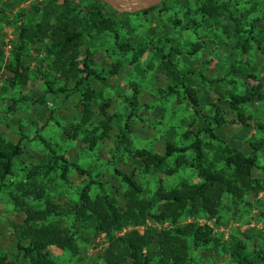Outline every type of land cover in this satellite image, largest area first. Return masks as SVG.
<instances>
[{"label":"trees","instance_id":"16d2710c","mask_svg":"<svg viewBox=\"0 0 264 264\" xmlns=\"http://www.w3.org/2000/svg\"><path fill=\"white\" fill-rule=\"evenodd\" d=\"M88 1V0H87ZM91 6H84L81 0H0V72L5 69L9 74L7 81L11 90L25 89L30 82L28 60L36 54L43 57L38 60V67L58 75L59 82L65 88L55 89L56 85L43 75L38 68L37 73L47 81L46 94L68 96L79 94L81 97V124L79 129L87 125L98 124L103 130L95 128L84 143L95 149L100 141L110 140L114 119L108 116L112 101L107 100L102 92L92 90L90 81L108 84L93 67V50L105 38L111 37L115 47L122 55L133 53V64L145 55L149 48L132 47L130 40L121 34L123 31L132 37L128 19L124 20L119 12L117 17L110 16L106 11V4L98 0H90ZM245 0H165L160 7L143 11L142 15H149L155 10V16L163 24L158 34L162 35L166 48L155 47L153 57L156 58L166 72L169 80L177 81L182 85L187 95L188 104L191 106L202 126L197 132H190L193 142L188 146L178 147L174 142H168L163 154L154 150H138L128 143V136L132 132L131 121L137 114L139 90L134 86L135 92L132 99L126 101L129 110L128 122L124 128L119 127V137L116 144L117 152L121 145L128 143L127 151L132 159L141 163L143 171L148 174H166L173 176L182 170L188 169L196 173L197 181L194 183L183 182L175 189H167L161 185L151 199L145 197V191L138 182L135 172L128 175L115 168V176L125 184L127 191L122 200L110 196L107 190L96 182L91 174L77 163L69 162L60 155L52 146L42 138L40 130L37 139L42 143L48 153L47 165L36 166L33 173L28 175L26 182L18 187L22 198H16L22 211H26L27 218L20 227H14L17 257L8 259L0 254V264H20L22 258L29 264H56L50 249L56 248L59 252L78 255V234L91 229L108 239L109 248L102 256V264H192V253L206 249L213 241V229L200 224H191L181 227L179 223L187 218L196 219L208 216L215 219L223 201L230 198L235 203L242 202L248 195H259L263 192L262 184L257 180L255 170L259 167L258 152L264 148V140L252 138L251 152L245 151L246 146H237L225 138L224 130L228 124H240L249 127L251 117L247 116L246 108L256 101L255 94H236L235 91L226 89L225 93L216 90L220 100L205 101L215 110L214 117L202 110L204 102L201 101L199 91L189 80V77L198 76L203 82L206 77L195 71L182 74L178 69L180 58H191L203 48L201 45L181 47L176 39H172L176 29L182 32L200 31L222 33L224 37L236 44L237 50L244 46L256 47L264 53V38H260L256 31L264 23V8L262 17H254L257 13L255 0H247L251 5L250 19L245 20V15L240 8V3ZM25 5V6H24ZM186 10L183 18L177 16L178 11ZM140 13L134 16H140ZM170 15V16H169ZM123 16H130L124 14ZM165 18L168 23L165 24ZM10 28L15 32L16 43L11 51V59L5 63V51L1 44L3 28ZM249 27V29H248ZM254 44V46H253ZM247 49V50H248ZM106 54L108 52H105ZM116 67V66H115ZM244 69L231 67L228 76L240 78H254L255 74H248ZM115 74V73H112ZM227 77L224 78V82ZM215 84L217 81H210ZM200 87V86H199ZM168 93L174 94L175 89L170 88ZM23 101H26L24 99ZM100 102L98 110H94V102ZM17 101L9 108L12 113H17ZM42 105V104H41ZM223 108L228 110H223ZM232 119V122L224 116ZM236 115V119L234 118ZM48 124V122H46ZM44 125V128L46 127ZM257 131L264 136V122L257 124ZM21 139L9 142L0 138V193L14 176L17 161L26 153L24 141L27 139L25 130L21 129ZM97 134L96 136H94ZM216 141L220 147L216 161L209 158L201 136ZM186 138L190 136L187 134ZM214 148H212L213 150ZM218 163L222 167H218ZM39 171H44L47 177L60 171L62 181H67L68 174L73 171L80 177H85L88 184L79 193V202L72 207L75 223L72 227H64L61 222H49L53 216L65 215L62 206L56 205L51 200L44 202V210L28 206L29 201L40 203L46 196L45 189L38 187L35 179ZM97 187L100 193H93ZM152 220L158 225L169 224L171 227L159 233L158 258L151 257L149 248L155 246L156 231L148 227ZM130 228L128 231L121 234ZM140 228H145L144 232ZM28 242V244H27ZM245 248H236L226 254L236 264H264L257 260H250L245 255Z\"/></svg>","mask_w":264,"mask_h":264},{"label":"rangeland","instance_id":"374dc122","mask_svg":"<svg viewBox=\"0 0 264 264\" xmlns=\"http://www.w3.org/2000/svg\"><path fill=\"white\" fill-rule=\"evenodd\" d=\"M32 2L34 0H27ZM77 1V0H73ZM84 6H91L90 0H81ZM124 5L118 6L120 12L111 6H106L105 11L113 17H117L115 12H119L124 20L128 19L132 37L125 31L122 36L130 40L132 47L138 50L140 47L149 48L138 62H133V53L122 55L115 47V41L107 37L93 50V63L95 70L105 79L108 84L90 81V88L102 92L107 100L112 101V107L108 111V116L112 117L116 123L113 126L110 140L100 141L98 146L91 150L84 139L94 133L95 128H99V133L103 130L98 124L87 125L81 129L77 128L81 124V97L79 94L68 96L69 94L51 95L46 94L47 81L43 80L37 71L41 70L44 76L48 75V81L56 85L55 89L65 88L63 82H59L58 75L38 67V57L36 54L27 61L29 66L30 82L25 89H10L7 81L9 74L3 69L0 72V138L17 142L21 139V129L25 130L26 140L24 145L26 153L22 159L17 161L14 176L10 179L7 187L0 193V254L5 255L10 260H15L18 254L14 227L22 226L27 218L25 209H21L16 198H22L18 187L21 183H29L28 175L33 173L36 166L47 165L49 162L48 153L42 143L36 138L37 132L46 140L53 149L63 155L69 162L77 163L84 170L88 171L93 179L104 187L108 194L124 198L127 191L125 184L120 178L115 176V168L128 175L133 171L145 191V197L151 199L158 188L163 185L167 189H175L183 182L194 183L197 181L196 173L192 170H182L179 173L168 176L166 174H148L143 171L141 163L132 159L126 152L128 143L138 150H154L163 154L168 142L176 143L178 147L190 145L193 136L190 132H197L202 126V121L188 104L187 95L182 85L169 80L160 62L153 57L155 47L165 46L169 50L168 44L162 35V23L155 16L160 8L145 16L138 12L130 13L131 8L143 3L145 0H122ZM165 1V0H164ZM163 1V2H164ZM257 13L254 17H262L261 11L264 8V0H255ZM25 6V5H24ZM157 7H160L157 6ZM245 20H249L251 5L247 0L240 3ZM186 10L178 11L177 16L183 18ZM130 14V16H123ZM170 16V15H169ZM126 18V19H125ZM165 24L171 26L167 18ZM249 29V27H248ZM3 38L1 44L5 51V63L11 59V51L16 43L15 32L10 28H3ZM260 38H264V23L256 31ZM176 39L181 47L187 49L192 45H201L202 50L191 58H180L178 69L182 74L190 72L202 73L207 82H203L198 76L189 77V80L200 92L201 101L204 102L202 110L211 117L216 116L215 110L205 101L220 100L216 90L225 93L226 89L234 90L236 94L245 95L252 91L256 96V101L247 108V116L251 117L248 122L249 127L244 128L240 124H228L223 135L232 144L246 146L245 151L251 152L250 145L252 138L264 140V136L257 131V124L264 122V53L258 51L256 47H243L237 50L236 44L224 37L222 33L210 31H200L194 34L192 31L182 32L176 29L171 35ZM254 46V44H253ZM248 49V50H247ZM105 52H108L107 54ZM116 66V67H115ZM244 69L248 74H255L254 78H240L239 76H228L231 67ZM115 73V74H112ZM224 82V78H226ZM210 81H217L210 84ZM134 86L139 90L137 114L131 121L132 132L128 136V143L121 145V151L117 152L116 144L119 139V127L124 128L128 122L129 110L126 105L128 99L134 96ZM200 86V87H199ZM170 88L175 89V93H168ZM26 99V101H23ZM17 101V113H12L9 108ZM42 104V105H41ZM95 112L100 106V102L93 104ZM223 110H228L224 109ZM224 116V114H223ZM232 122L228 116H224ZM236 115H234V118ZM236 119V118H235ZM48 122V124H46ZM46 127L44 128V125ZM190 138L187 139L186 135ZM94 135V134H93ZM95 134L94 136H96ZM205 146V151L209 158L216 161L220 145L205 135L201 136ZM130 143V144H131ZM212 148H214L212 150ZM259 167L255 170L257 180L263 186V192L259 195H248L242 202L235 203L230 198H226L215 219L208 216H201L196 219L187 218L179 223L185 227L191 224H200L213 229V243L206 249L192 253V264H236L226 254H230L233 249L245 248V255L250 260H257L262 263L264 260V148L257 153ZM221 168L222 164L218 163ZM35 179L38 187L44 188L46 196L40 203L30 202L28 206L43 211L46 200L53 201L56 205L62 206L65 215H53L49 222H61L66 228H70L75 223V215L72 207L79 202V193L88 184L85 177H80L76 172L68 174L67 181H62L60 171L50 177L44 175V171H39ZM93 193L99 194L100 190L93 187ZM148 227L156 231L158 243L159 233L168 230L171 226L158 225L154 221H148ZM133 228L123 232L133 231ZM141 232L145 228H140ZM78 255L72 256L70 253L59 252L56 248H51L52 258L56 264H102V256L109 248L108 239L105 235H100L94 230L87 229L77 236ZM28 244V242H27ZM151 257L157 259L158 247L149 248ZM20 264H29L28 261L19 260Z\"/></svg>","mask_w":264,"mask_h":264},{"label":"water","instance_id":"95a60500","mask_svg":"<svg viewBox=\"0 0 264 264\" xmlns=\"http://www.w3.org/2000/svg\"><path fill=\"white\" fill-rule=\"evenodd\" d=\"M120 12H125L124 10H119L118 6H123L124 3L122 0H98ZM164 0H145L143 3L138 4L137 6L131 8L130 13H138L155 8L163 3Z\"/></svg>","mask_w":264,"mask_h":264}]
</instances>
